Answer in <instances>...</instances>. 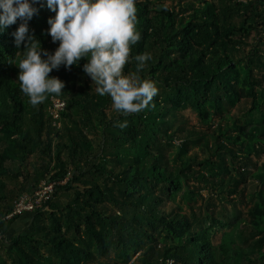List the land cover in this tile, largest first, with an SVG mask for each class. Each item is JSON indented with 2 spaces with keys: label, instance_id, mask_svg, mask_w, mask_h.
Returning <instances> with one entry per match:
<instances>
[{
  "label": "trees",
  "instance_id": "1",
  "mask_svg": "<svg viewBox=\"0 0 264 264\" xmlns=\"http://www.w3.org/2000/svg\"><path fill=\"white\" fill-rule=\"evenodd\" d=\"M34 6L29 33L54 51L47 21L55 13L46 0ZM19 23L0 33V264H112L111 254L128 264L264 261V163L249 193L245 171L252 155L264 154V0H136L141 39L130 56L151 54L138 75L158 92L149 107L127 116L95 92L85 59L53 69L49 75L63 80L64 90L31 105L13 63L23 50L12 36ZM135 63L124 73H135ZM53 98L65 102L57 117ZM242 99L250 106L232 115ZM186 108L200 128L188 125ZM125 120L126 127L115 125ZM193 144L204 153L187 156ZM47 179L66 182L43 208L27 212V229L9 237L22 216L5 219L13 198ZM215 188L230 202L253 201L247 214L209 210L217 198L201 191ZM177 198L189 212L164 206ZM199 198L207 209L197 215Z\"/></svg>",
  "mask_w": 264,
  "mask_h": 264
},
{
  "label": "clouds",
  "instance_id": "2",
  "mask_svg": "<svg viewBox=\"0 0 264 264\" xmlns=\"http://www.w3.org/2000/svg\"><path fill=\"white\" fill-rule=\"evenodd\" d=\"M35 2L0 0V33L20 21L12 36L18 49L23 44V50L13 63L19 68L20 90L31 105L64 90L65 82L49 75L53 69H70L85 59L83 71L95 84V92L109 96L115 111L127 116L150 106L158 88L138 74L151 54L130 56L131 46L141 39L136 27V0H46L48 9L55 13L47 21V34L53 43L58 42L54 51L42 48L29 33L28 22L38 10ZM132 60L136 72L125 74L124 66ZM127 123L116 121L115 125L124 128Z\"/></svg>",
  "mask_w": 264,
  "mask_h": 264
},
{
  "label": "rangeland",
  "instance_id": "3",
  "mask_svg": "<svg viewBox=\"0 0 264 264\" xmlns=\"http://www.w3.org/2000/svg\"><path fill=\"white\" fill-rule=\"evenodd\" d=\"M177 1L178 0H163V2L165 4L171 5V6L177 5ZM260 34L261 35L264 34V32L261 28H260ZM253 39H254V35L249 39V42L251 43L253 41ZM241 67H243V65H241ZM241 70H242V73H244V69L241 68ZM262 88H263L262 90L258 89V91L261 92L262 94H264V80H263V87ZM238 104L239 105L233 109L232 115H238L241 112L240 111L241 106H243V105L250 106L249 101L245 100V99L244 100L242 99L241 101H239ZM182 114L187 119L189 126H197L198 127V125H199L198 118L194 112H192L189 108H186L183 110ZM198 128H200V127H198ZM177 146H178V141L175 143V145H173V147L170 148L169 154H170L171 158H173L175 152L177 151V149H176ZM194 153H200V155H202L204 153L202 145H199V144L191 145L190 150L187 153V156H190ZM251 158H253V162H251V165L245 167V171H247L246 179L248 181V183H247L248 185H246L247 193H249V191H251L254 188V185H253L254 179H253L252 175L254 173L258 172L259 170L263 169L262 165L264 163V154H262L260 157L259 156L253 157V155H252ZM232 173H234V171H232ZM218 189L219 188H215L212 191L208 190V189H202V191H201V193L204 195L205 198L208 195H210V196L213 195L215 198H217V200H211L213 207H210L209 210L215 209L217 211L218 210L224 211L226 208L230 214H234L235 210L238 212L241 211L243 213V215L247 214L249 207L252 205L253 201L248 200V198L246 196L247 199L245 201L240 200V198H235V200L233 202H230L229 200L231 199V197H229V195L226 192H224V193L219 192ZM14 199L15 198H13V200ZM177 204L182 205L186 211H188V212L190 211V207L188 206L187 201H182L180 198H177V199L171 200V201H167L164 204V206L167 209H171L172 207H174ZM194 207H195L194 210L196 211L197 215L201 214V212H204L203 209H205V210L207 209L204 200L202 201L201 198H199V200L197 202H194ZM201 207H203V209ZM219 221H220V219H219ZM215 231H217L216 236H215V243H216V245H218L220 238H221V235L223 233V230L221 229V226H220V222L216 224ZM109 261L112 264H128V263L122 262V260H120V259H117L116 257H114L113 254L110 255ZM8 264H12V261L10 259H8ZM254 264H264V261L257 259L254 261Z\"/></svg>",
  "mask_w": 264,
  "mask_h": 264
},
{
  "label": "built area",
  "instance_id": "4",
  "mask_svg": "<svg viewBox=\"0 0 264 264\" xmlns=\"http://www.w3.org/2000/svg\"><path fill=\"white\" fill-rule=\"evenodd\" d=\"M64 107L65 102L63 100L53 98V107L51 111L55 114V117L58 116V113L64 109ZM65 182L66 180L57 182L48 179L41 181L36 189L29 193H24L13 200V209L10 213L6 214L5 219L9 220L16 215H23L24 213L43 208L44 205L54 197L56 185Z\"/></svg>",
  "mask_w": 264,
  "mask_h": 264
},
{
  "label": "crops",
  "instance_id": "5",
  "mask_svg": "<svg viewBox=\"0 0 264 264\" xmlns=\"http://www.w3.org/2000/svg\"><path fill=\"white\" fill-rule=\"evenodd\" d=\"M29 214V213H28ZM27 213L22 215L20 218H19V221L13 223L10 227V231L8 233V236L9 237H13V236H16L17 234H20L21 231L25 230L28 228V226H30V219H29V215ZM4 240V239H3ZM7 241L4 240V243H6ZM3 246V244H2ZM0 246V256L2 257L4 253V251L1 250V247Z\"/></svg>",
  "mask_w": 264,
  "mask_h": 264
}]
</instances>
